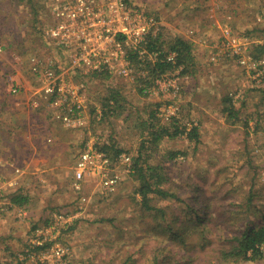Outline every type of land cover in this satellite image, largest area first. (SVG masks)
I'll list each match as a JSON object with an SVG mask.
<instances>
[{"label":"rangeland","instance_id":"obj_1","mask_svg":"<svg viewBox=\"0 0 264 264\" xmlns=\"http://www.w3.org/2000/svg\"><path fill=\"white\" fill-rule=\"evenodd\" d=\"M128 1L151 21V36L161 35L163 49L176 37L193 44L190 74L182 75L179 68L152 79L153 65L148 64L159 55L146 43L143 55L129 47L117 53L114 44H106L93 67L74 63L71 57L77 53L55 47L58 43L47 34L54 9L72 6V0H36L37 17L28 0H0V134L9 140L0 144V264H18L20 255L28 263L44 264H154L155 258L168 264L182 259L221 264L212 261L216 242L203 250L199 241L177 246L163 232H151L157 212L144 211L140 182L133 176L140 156L161 166L169 179L164 189L180 196L178 201L149 196L150 206L165 210L161 226L173 217L185 219L187 213L207 219L220 215L225 223L220 235L231 237L248 223H262L264 77L227 51L224 34L229 30L242 38L244 47L250 41L251 50L264 45V0ZM96 2L94 7L107 1ZM101 12L108 15L106 9ZM102 58L111 69L101 65ZM33 66L52 67L62 91L55 97L47 94L48 79L34 75ZM232 94L234 117L224 112L222 102ZM35 103L46 111L34 109ZM69 106H81L84 126L73 129L58 118L69 113ZM175 119L179 129L198 126L199 141L182 134L156 143L152 133ZM85 141L122 151L114 162L119 180L114 189L96 179L84 181L82 191L74 189V167ZM251 189L259 207L253 216L247 214L251 208L241 207ZM19 195L28 199L22 205L13 203ZM235 213L238 219L227 224ZM216 231L208 222L198 230L208 240L220 236ZM47 243L44 250L25 255ZM226 264H264V256Z\"/></svg>","mask_w":264,"mask_h":264},{"label":"built area","instance_id":"obj_2","mask_svg":"<svg viewBox=\"0 0 264 264\" xmlns=\"http://www.w3.org/2000/svg\"><path fill=\"white\" fill-rule=\"evenodd\" d=\"M54 1L56 0H48L47 4ZM106 1L94 7V4H98L96 0H72V6L65 5L54 9V24L47 34H50L49 39L53 38L58 43L55 47L62 46V49H66L70 53L75 51L72 54L77 53L74 58L71 57L74 63L83 61L89 67H93L95 58L99 57L98 53L106 44H114L117 53L121 52L122 48L129 47L139 55L144 54L141 51V46L149 43L151 21L140 16V13H142L140 7L135 4H128L126 0ZM102 9L107 10V16L102 14ZM224 38L227 51L233 57L239 58L238 62L240 64L247 65L250 69H259L260 74H263L264 77V58H253L250 41H247L244 47L241 42L242 38L233 37L229 30H226ZM130 41L132 42L130 43ZM78 55L79 59L77 58ZM168 57V60L174 59V55ZM241 57L245 58L241 60ZM102 61L101 65L111 69L108 62L103 58ZM98 67L100 68V65H97L96 68ZM51 68L45 69L33 66L32 71L34 75L36 72L45 75L48 82L44 85V91L55 97L62 91V88L56 84L57 74ZM44 91L42 93H45ZM13 92L17 93L18 89H13ZM34 102H32V105ZM35 105L37 107V103ZM69 109L67 115L58 116V118L66 126L73 129L84 126V118L80 115L81 106L79 108L69 106ZM76 115L80 117L77 118ZM113 167L114 161L108 154L102 152L97 145L86 144L75 163L74 189L82 191V183L92 179H96L107 190L114 189V187H117L119 180L118 175L113 174Z\"/></svg>","mask_w":264,"mask_h":264},{"label":"trees","instance_id":"obj_3","mask_svg":"<svg viewBox=\"0 0 264 264\" xmlns=\"http://www.w3.org/2000/svg\"><path fill=\"white\" fill-rule=\"evenodd\" d=\"M128 4H132L131 1L126 0ZM27 4L33 8L34 15L37 17V2L36 0H28ZM197 8H194L195 11ZM264 30V28H263ZM148 48L152 53L157 52L159 57L153 63H149L148 65L152 66L150 70V75L153 76L152 79H158L164 76L167 72H173L176 69L182 68L181 73L182 75L190 74L192 69H194V53H193V44L182 37H176L170 41L168 44L167 50L163 49V44L165 43L162 40L160 34L155 37H152L151 34L148 38ZM138 54V53H137ZM134 55V58H138V55ZM169 55H174L173 60H168ZM251 55L254 59H259L264 57V45H257L252 49ZM113 100L117 101L115 95L112 97ZM235 95L232 94L231 96H225L223 98L225 107L223 108L225 113L231 117L235 111L234 105ZM53 100V99H51ZM111 100L110 98L107 100ZM50 102V101H49ZM48 102V105L50 104ZM106 106L110 107L109 103H106ZM49 107V106H46ZM41 108L35 107L34 109ZM45 110V106L42 107ZM41 108V109H42ZM38 110V109H37ZM238 114V113H237ZM237 114L233 115L232 117L236 116ZM156 117L154 116V119ZM177 119L172 121V124L167 127H162L159 131H155L152 133L154 136V141L158 143L162 140L165 136L168 138H174L179 135L187 134L190 140L199 141V127L194 126L191 130L187 131L186 128L179 129L177 126ZM172 126H175V129L172 131ZM4 136L3 133L0 134V140ZM9 140L1 142V144L7 145ZM86 142L83 145V148L86 146ZM114 145L110 146L109 143H104L103 146L98 147L102 152L108 154L110 158L117 162L119 159L120 154L122 153L121 150L114 151L112 148ZM111 148V149H110ZM114 151L115 154L111 153ZM113 154V155H112ZM179 154V153H177ZM172 157H176V153L172 154ZM134 175L140 182V188L138 189V193L142 197V208L144 211L149 212V210H155L157 215L154 216V220L151 223V232H163L167 235L168 238L173 240L177 246H184L189 247L194 241H199L200 244L203 243L202 249L206 246H210L213 243H217L218 248L215 249L216 254L214 255L213 260H217L218 263L226 264V263H238L241 260H257L264 256V217L262 218V223L258 226L255 223H248L247 227L244 228L243 231L235 232L231 237H223L220 235L219 229L221 228L220 225L224 223L222 216L216 215L215 217H211L207 219L206 217H202L199 214L191 216L192 213H187L185 219L181 217H173L171 221H168L162 225L163 220H165V216L161 213H165L164 209H156L149 205L150 195L158 196L160 199L163 198H171L172 200L178 201L180 200V196L178 194L173 193L169 189H164L165 184L168 182L167 175L163 174V168L161 166H152L147 161H141V156L134 161L133 165ZM257 193H254L251 189L250 195L244 200L241 207L245 206V211L251 208V211H248L247 214L253 216L257 212H259V207L255 204V197ZM28 199L19 195L13 198V203H17L19 205L24 204ZM207 208L210 209V206L207 205ZM195 214V213H193ZM238 213L231 214L228 218L226 223L228 224L230 218L238 219ZM242 214L240 218H242ZM158 218H161L160 222H158ZM232 219V220H233ZM214 220L216 223L214 224ZM166 221V220H165ZM208 222L212 225L213 229H216V235H220L216 237L215 240H208L203 237V233L198 232L200 228H203V225ZM159 223V224H158ZM225 225V223L223 224ZM70 228V227H69ZM68 228V229H69ZM183 228L184 231L181 229ZM198 234V235H197ZM49 245L43 244L38 246H33V250L28 251L25 255H31L33 251L37 250H44L45 246ZM24 256V255H22ZM20 255V259L18 260V264H44L39 260H35V262L28 263L27 258H22ZM33 256V255H32ZM211 261V262H212ZM168 264L169 261H159V259L155 258L154 264ZM175 264H188L183 259L180 261L175 262Z\"/></svg>","mask_w":264,"mask_h":264},{"label":"crops","instance_id":"obj_4","mask_svg":"<svg viewBox=\"0 0 264 264\" xmlns=\"http://www.w3.org/2000/svg\"><path fill=\"white\" fill-rule=\"evenodd\" d=\"M1 142H4L3 140H0ZM1 144V143H0ZM0 161H2V159H0Z\"/></svg>","mask_w":264,"mask_h":264}]
</instances>
